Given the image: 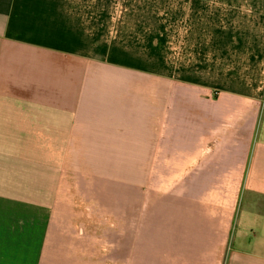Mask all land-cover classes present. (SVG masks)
<instances>
[{
  "label": "crops",
  "instance_id": "crops-1",
  "mask_svg": "<svg viewBox=\"0 0 264 264\" xmlns=\"http://www.w3.org/2000/svg\"><path fill=\"white\" fill-rule=\"evenodd\" d=\"M72 2L0 0V264L89 258L75 158L109 161L114 178L129 158L145 213L113 227L131 264H264V14L233 11L209 66L170 74L91 57Z\"/></svg>",
  "mask_w": 264,
  "mask_h": 264
},
{
  "label": "rangeland",
  "instance_id": "rangeland-1",
  "mask_svg": "<svg viewBox=\"0 0 264 264\" xmlns=\"http://www.w3.org/2000/svg\"><path fill=\"white\" fill-rule=\"evenodd\" d=\"M73 1L75 10L83 14L84 25L89 23L91 57L113 58L116 53L138 60L158 73L170 74L197 60L208 67L215 35L226 44L227 32L239 27L240 18H235L234 23L231 18L233 11L245 12L238 14L244 17L245 25L249 24V15L253 19L249 9L256 7L255 14H264V0ZM257 17L256 14L254 18ZM117 160L115 169L121 178H114L109 161L102 164L97 158L74 160V176L68 175L67 180L73 194L68 199L73 203L74 228L89 235L81 245L89 258L75 260V264H131L130 259H125L129 247H115L117 227L113 226L123 219L144 217L146 196L144 189L128 186L129 158ZM99 172L108 178H93ZM82 173L89 178H82ZM102 242H106V250Z\"/></svg>",
  "mask_w": 264,
  "mask_h": 264
}]
</instances>
